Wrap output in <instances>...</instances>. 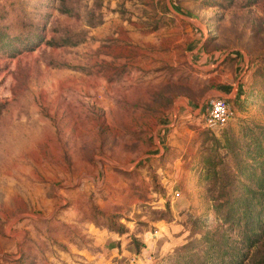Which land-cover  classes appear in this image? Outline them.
Masks as SVG:
<instances>
[{"label":"rangeland","instance_id":"1","mask_svg":"<svg viewBox=\"0 0 264 264\" xmlns=\"http://www.w3.org/2000/svg\"><path fill=\"white\" fill-rule=\"evenodd\" d=\"M262 179L264 0H0V264H202Z\"/></svg>","mask_w":264,"mask_h":264},{"label":"trees","instance_id":"2","mask_svg":"<svg viewBox=\"0 0 264 264\" xmlns=\"http://www.w3.org/2000/svg\"><path fill=\"white\" fill-rule=\"evenodd\" d=\"M257 187V193L252 188L246 189L242 198L246 202L242 209L230 207L223 215V222L227 223L225 230L236 229L235 231L241 234V240L237 244H231L234 240L225 234L223 250L220 252L223 255L214 256V260L210 255H206L202 264H244L247 258L258 250L264 238V179L258 181ZM259 195L261 196L258 198ZM254 198L256 199L253 200ZM255 204H259L257 210L253 208Z\"/></svg>","mask_w":264,"mask_h":264},{"label":"built area","instance_id":"3","mask_svg":"<svg viewBox=\"0 0 264 264\" xmlns=\"http://www.w3.org/2000/svg\"><path fill=\"white\" fill-rule=\"evenodd\" d=\"M234 114V107L224 95L210 96L207 99L206 112L201 113V123L210 129L221 127Z\"/></svg>","mask_w":264,"mask_h":264},{"label":"crops","instance_id":"4","mask_svg":"<svg viewBox=\"0 0 264 264\" xmlns=\"http://www.w3.org/2000/svg\"><path fill=\"white\" fill-rule=\"evenodd\" d=\"M241 87H242V85L241 84H239V82L236 84V86H234L232 89H230L227 93H226V91H224V92H221V93H223L224 94V96L228 99V101L232 104V99H230L229 98V96L231 95V97H233V98H235V99H237V98H241ZM218 95H221V94H218ZM229 95V96H228Z\"/></svg>","mask_w":264,"mask_h":264}]
</instances>
